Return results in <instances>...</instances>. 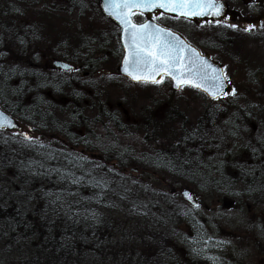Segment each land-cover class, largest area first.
<instances>
[{
	"label": "trees",
	"instance_id": "obj_1",
	"mask_svg": "<svg viewBox=\"0 0 264 264\" xmlns=\"http://www.w3.org/2000/svg\"><path fill=\"white\" fill-rule=\"evenodd\" d=\"M100 1L63 0V7L40 8L22 0H0V103L29 128L26 135L0 130V181L6 176L15 179L3 183L4 190H0V264H167L161 251L179 238L178 225L192 223L186 210L194 207L161 189L156 195L151 189L148 193L142 190L139 178H131L130 173L140 166V177L162 173L187 187L220 190L225 195H242L245 203L254 202L262 213L250 225L264 254V127L253 131L264 103L257 104L260 100L252 98L257 95L263 101L264 88L260 86L258 93L253 85L239 88L233 84L235 96L211 100L201 91L185 87L194 92L192 100L205 99L196 122L168 98L171 105L160 118L153 117L149 105L142 109L140 127H127L126 113L121 116L119 111L105 110L101 116L111 131L102 128L94 134L86 129L82 134L79 128L86 123L76 110L77 98L96 91L101 97L105 87H115L126 79L118 66L123 55L120 32L103 14ZM174 19L183 20L168 15L157 20L176 30ZM97 22L105 27L92 28ZM53 23L64 24L68 32L59 59L92 67L93 71L84 69L91 72L112 70L113 75L78 80L69 76L65 88L63 71L38 62L48 41L39 27ZM194 31L220 53V27L207 33L203 25ZM237 66L243 68L244 81L253 84L251 63ZM126 80L132 85H154ZM163 81L171 83L167 78ZM64 89L72 103L66 118L45 101L47 91L60 96ZM137 136L143 143L139 153L134 145ZM149 140L157 144L155 148L147 145ZM78 145L84 149L78 150ZM141 192V199L147 202L137 199ZM143 207L147 212L140 211ZM120 208H124L122 215ZM132 222L141 227L144 245L139 247L142 252L136 247L127 254L120 247L136 237L126 233L119 238L118 233L126 232ZM191 257L196 264H233L226 259L210 263L192 253Z\"/></svg>",
	"mask_w": 264,
	"mask_h": 264
},
{
	"label": "rangeland",
	"instance_id": "obj_2",
	"mask_svg": "<svg viewBox=\"0 0 264 264\" xmlns=\"http://www.w3.org/2000/svg\"><path fill=\"white\" fill-rule=\"evenodd\" d=\"M162 15H159V17ZM51 23L53 22V19H50ZM54 21L58 22V20ZM178 28H183L186 30H197L199 27H202L205 25L204 23H190L185 21L184 19H174L171 20ZM88 22V21H87ZM83 25H85V22H83ZM92 28H102L105 27L104 25H101L100 22L94 23L91 25ZM40 30L43 31V33L46 36L48 41L47 44L44 46L45 49H43L40 55V58L38 59V62L43 63L45 66L50 68V64L52 60L59 59L57 56H61L63 54V38L66 35L67 28L63 24V26H59L58 23H53L50 26L46 25H40ZM57 47V51H53L54 48ZM46 52V54H44ZM244 63L245 61L240 62L239 64ZM252 66V65H251ZM250 66V68H251ZM236 69L241 68L239 66L235 67ZM107 71V70H105ZM100 72V76L103 77V75H106L108 72ZM241 73L242 78H244V74ZM99 75L95 76L96 78L99 77ZM242 78H236V82H234L235 85L239 86V88L248 85H253L255 88L254 91H257L258 93H261L260 85L252 84L249 81L246 82L242 80ZM164 78L162 79V81ZM250 83V84H249ZM96 85V84H95ZM98 86V85H96ZM262 88H264V84L261 85ZM172 89L171 83L167 84L164 81L161 84H154V85H147L142 86V84L132 85L129 83L126 79L120 80L119 85H116L115 87L107 86L103 91L105 92L104 95L100 97L98 92L96 91L94 94H88L87 97H79L78 99V107L77 111L82 115V120L85 121L86 127H80L79 129H82L83 133H86V129L92 130L94 134L99 133V129L106 128V129H112L111 125H107L106 118L101 116L105 110H109L113 112L114 110L117 112L119 111L120 115L125 116V113L128 114V125L127 127H130L131 129L135 127H140L142 125V116L143 111L142 109L146 107H150V110L153 112L154 118H160L162 117L163 110H166L170 105V101L177 102L178 106L180 107L179 110L183 112L184 114L188 115L187 118H192L194 122H196V118L199 116V113L201 112V107H203V101H205L204 98L200 97V99L192 100V96H194V92L189 90L188 88L182 87L179 90H174L175 93H171L170 90ZM231 89H233V84L231 86ZM260 89V90H259ZM63 93V97H69V91L63 90L61 91ZM100 93V92H99ZM264 95V93H263ZM82 96V95H81ZM97 97L98 100V110L93 109V100L95 97ZM257 96V95H256ZM256 96L252 97L255 100H260L257 102V104H263L264 100L257 98ZM158 97V98H156ZM151 98V102H150ZM155 98L157 100H155ZM170 98L171 100H167ZM96 99V100H97ZM86 100V102H85ZM169 101V103H167ZM194 101V102H193ZM94 100V108H96L97 104H95ZM189 102H191L189 104ZM149 103V104H148ZM58 106V105H57ZM70 106H72V103L66 104L65 108L60 109L59 112L62 114L63 118H66L70 113ZM103 109V111H101ZM58 110V109H57ZM56 111V110H55ZM103 112V113H102ZM259 120H256L255 123V129L253 127V131L257 129L260 130V127H264V111L259 112L258 116ZM103 118V121L101 119ZM121 118V117H120ZM126 120V121H127ZM23 125L24 130H29L28 126L25 123H21ZM137 124V125H136ZM109 126V128H108ZM140 131V130H139ZM137 132L138 134H145V132ZM259 132V131H258ZM59 137V136H58ZM144 138V137H142ZM154 139V138H152ZM150 139V140H152ZM148 141L147 145L149 147L155 148L157 144H155L153 141ZM134 145L136 147L135 151L143 150V143L141 142V138L137 136V139L134 140ZM145 145V144H144ZM78 150L84 149L82 145L77 146ZM98 155V154H96ZM132 168L130 169L133 175H131V178L138 177L141 181L140 187L142 190L147 189L154 191V195H156V190L161 189L168 192V194L171 193V195H179L182 200L183 197L181 195V191L183 188L190 189L194 194L198 201L197 205L199 207L195 206V210L197 209V212L193 210L194 208H188L186 211L190 210V214L192 215V218L197 216L199 217L198 220L192 221L191 224H186V222H183L182 224L178 225L182 231L181 234H177L179 238L176 242L179 244V262L180 258H182V261L185 260L187 264L189 263L191 257V253L189 252L190 244L189 241L191 237L188 236V232H192L195 234H198V236H204V234L207 236H210L212 239V252L211 256L216 259L219 258V260H230L233 264H264V254H261V250L259 249V246H257V234L255 228L253 229V226L250 225L252 221H256L258 215H260L262 212L260 209L257 208L256 205H254V202H246L247 200L245 197H242V195H225L222 193V191L217 190L214 191H203L198 190L193 187H187L185 185L175 183L174 178L168 175H163L162 173L155 174V176H138L137 171L138 168L136 167V171H134ZM141 166L139 167V173L141 172ZM7 180V181H6ZM6 182L4 180L0 181V190L3 188V183H8L11 181H15L14 178L10 176H6ZM171 185L168 187V185ZM239 191H242V187H238ZM4 190V188H3ZM5 192V191H2ZM14 195V193H13ZM138 198L141 201H148L145 199H141L143 196V193L137 194ZM146 197V196H145ZM149 197V196H148ZM220 197V198H219ZM185 201V200H184ZM244 201V202H243ZM186 202V201H185ZM188 204V202H186ZM144 209H140L142 212H147V209L143 207ZM176 208V207H174ZM124 209V208H123ZM123 209L120 208L121 215L123 212ZM117 212V210L113 211ZM115 214V213H112ZM201 217L205 219V221H201ZM123 220V219H122ZM134 222V221H133ZM130 223V225L127 226L126 232H119L118 236L119 238L127 234H131V236H135L136 239L132 241V239L127 240L122 244V247H120L121 252L123 251L126 253L128 250H136L137 252H142V248H139L140 246H143L141 237V227H137L136 224ZM249 222V223H248ZM126 227V226H125ZM176 225L174 224V228ZM186 232V233H185ZM208 237V238H210ZM133 238V237H132ZM124 239V238H122ZM129 241V242H128ZM126 243V244H125ZM128 243V244H127ZM203 243V242H202ZM147 244V242H145ZM204 244H202L203 246ZM135 251V252H136ZM131 251H128L130 253ZM216 255V256H215ZM121 262L124 259H118ZM176 260V264H180ZM193 264H196L197 260L193 259ZM1 261V260H0ZM196 261V262H195ZM199 261V260H198ZM125 262V261H124ZM220 262V261H219ZM111 264V262H105L104 264ZM127 263V262H126ZM97 264V263H94ZM100 264V263H99ZM170 264V263H167Z\"/></svg>",
	"mask_w": 264,
	"mask_h": 264
},
{
	"label": "snow or ice",
	"instance_id": "obj_3",
	"mask_svg": "<svg viewBox=\"0 0 264 264\" xmlns=\"http://www.w3.org/2000/svg\"><path fill=\"white\" fill-rule=\"evenodd\" d=\"M133 8L145 10L159 8L185 17L219 16L222 14L223 5L218 0H104V9L125 26L126 55L123 60V71L133 80L161 84L162 79L155 77L163 74L176 81L177 88L188 85L207 92L213 99L236 95L234 89L231 92L224 91L228 77L223 69L213 68L203 59L201 53L171 31L152 23H134L130 18ZM185 52L190 54L185 56ZM6 125L14 126L3 113H0V128ZM25 139L32 138L25 136Z\"/></svg>",
	"mask_w": 264,
	"mask_h": 264
},
{
	"label": "flooded vegetation",
	"instance_id": "obj_4",
	"mask_svg": "<svg viewBox=\"0 0 264 264\" xmlns=\"http://www.w3.org/2000/svg\"><path fill=\"white\" fill-rule=\"evenodd\" d=\"M24 4L30 7H63V0H22ZM226 4V12L221 18H204L202 20H193L195 23H204L206 32H210L213 28L220 27L222 29L221 34V45H220V53L216 52L214 49L215 46H212L208 41H202L198 37V34L194 30H186L183 28L176 29L181 32L189 42L197 46L203 54L209 55L216 61H219L225 70V73L228 77V81H230V85L236 82V78H242L241 71L243 73V68L236 69L235 67L242 61H246L247 63H251L252 71L254 72V84L263 85L264 84V0H223ZM23 4V3H22ZM107 17V16H106ZM159 14L152 15H142L137 19H134L136 22H144L146 19H153L155 22L160 23L157 19ZM109 18V17H107ZM110 19V18H109ZM111 20V19H110ZM112 24H115L119 30V35L121 36V27L111 20ZM231 25H235V27H231ZM250 29V30H246ZM201 42H200V41ZM73 65L72 69L63 70V85L67 88L68 77L72 76L75 80H78L79 77H90L91 75L94 78V75L98 76L101 71H93L92 67L82 66V64L78 62H74L72 60H63ZM50 68L53 69L52 63L50 64ZM85 68H89V70H84ZM249 68V67H248ZM246 69V67L244 68ZM58 70V69H55ZM108 71V72H107ZM105 72L106 75H113L112 70H107ZM90 72L92 74H90ZM104 72V71H102ZM100 76V75H99ZM122 76V75H121ZM123 77V76H122ZM245 77V75H244ZM244 80V78H242ZM97 80H95L96 82ZM77 86V85H76ZM183 87H190L188 85H184ZM46 100L49 108H60L66 107V104L71 103L70 97H63L62 94L60 96H55L51 91L46 92ZM61 93V91H60ZM98 96L95 97V104H97L96 108H94V100H93V109L98 110ZM97 99V100H96ZM86 102V100H85ZM58 105V106H57ZM0 107L9 113L12 117L16 119L17 122L21 123V121L17 118L16 115L11 113L6 107L2 106L0 103ZM8 132H21L24 135L27 134V130H24L23 125H21L20 129H0ZM81 130L80 132L83 134ZM191 210V209H190ZM188 210V211H190ZM195 210V209H193ZM197 212V209L195 210ZM199 217H191V220H198ZM201 221H205L204 218L201 217ZM196 223V221H195ZM188 232V236L191 237L189 241L190 249L193 257H199L200 260H206L210 263L218 262L219 258L216 259L214 256L212 257V238L210 236L206 237V233L204 236H198V234ZM210 237V238H208ZM171 241L168 245L167 249L161 251L164 253L161 258L165 260L166 263L176 264V259L178 258L179 244L178 242ZM203 242V243H202ZM202 244H204L202 246Z\"/></svg>",
	"mask_w": 264,
	"mask_h": 264
},
{
	"label": "water",
	"instance_id": "obj_5",
	"mask_svg": "<svg viewBox=\"0 0 264 264\" xmlns=\"http://www.w3.org/2000/svg\"><path fill=\"white\" fill-rule=\"evenodd\" d=\"M218 2L220 4L223 5V9H222V14L217 16V15H190L188 17H185V16H179V17H184V18H188V19H193V20H202L204 18H208V17H212V18H221L223 17V15L225 14L226 12V4H225V1L223 0H218ZM101 8H102V11L103 13L108 16L109 18H111L115 23H117L120 27H121V36H120V41H121V45H122V48H123V56L121 58V63H120V67H119V71L120 73L123 75V76H126L128 79H130L132 82H137L136 80H133L129 75H127L124 71H123V60H124V57L126 55V49H125V45H124V25H122L120 23V21L116 18H114L113 16H110L108 14V12L105 11L104 9V0H101ZM134 13H141V14H144V15H152V14H160V13H165V14H168V15H173V16H178L176 13H173V12H170V11H166L164 9H154V10H145V9H139V8H133L131 10V13H130V18L132 19V21L136 24H143V23H152V24H155V25H158L159 27H162V28H165L169 31H171L172 33L178 35L182 40H184L187 44H189L192 48H195L197 50V52L201 53L202 57L204 60H206L208 62V64H210L213 68L215 69H223V66L218 63L217 61H215L213 58H211L209 55L207 54H203L200 49L198 47H196L195 45H193L192 43H190L180 32L173 30L169 27H166V26H163L157 22H154L153 19H147L145 20L144 22H135L133 20V14ZM190 53H187L185 52V56L189 55ZM52 66L55 67V68H58V69H61V70H69V69H72L73 65L67 63V62H64L63 60H54L52 62ZM67 66V67H65ZM162 77H167L168 79H170L171 81V86L174 90H179L180 88H177L176 87V81L172 80L169 76L167 75H158L155 77V79H161ZM150 83V82H149ZM183 86V85H182ZM181 86V87H182ZM194 88V87H193ZM197 89V88H196ZM200 90V89H198ZM230 90V84L228 81H225V88H224V91L228 92ZM202 91V90H200ZM208 98L210 99H213L211 95H209L207 92H204L202 91ZM221 97V96H220ZM218 99V98H217ZM0 113H3V115L5 117H7L8 120H10L12 122V125L14 126H9V125H6L5 127L3 128H8V129H19L20 128V125L16 122V120L10 115L8 114L6 111H4L1 107H0ZM134 171H136V168L133 169ZM181 195L183 197V199L185 201H187L189 204H191L192 206L195 207V205H197V199L195 197V194L190 190V189H187V188H183V190L181 191ZM189 197H191V199H189Z\"/></svg>",
	"mask_w": 264,
	"mask_h": 264
}]
</instances>
